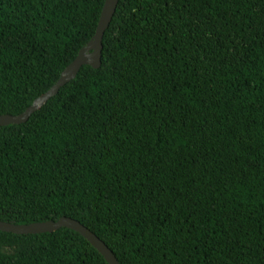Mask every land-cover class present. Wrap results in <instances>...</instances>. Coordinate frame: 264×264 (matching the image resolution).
Instances as JSON below:
<instances>
[{"label": "trees", "instance_id": "trees-1", "mask_svg": "<svg viewBox=\"0 0 264 264\" xmlns=\"http://www.w3.org/2000/svg\"><path fill=\"white\" fill-rule=\"evenodd\" d=\"M104 0H0V115L92 37ZM73 218L119 264H264V0H118L88 64L0 126V221ZM0 264H108L77 231L0 230Z\"/></svg>", "mask_w": 264, "mask_h": 264}, {"label": "water", "instance_id": "water-1", "mask_svg": "<svg viewBox=\"0 0 264 264\" xmlns=\"http://www.w3.org/2000/svg\"><path fill=\"white\" fill-rule=\"evenodd\" d=\"M117 2L118 0H104L95 32L87 43L80 48L76 57L68 65H66V67H64L57 80L50 86V88L36 98L33 104L27 106L21 114L14 116L8 114L0 115V126L25 122L34 111H36L51 96L55 95L61 86L74 78L82 65L88 64L93 68H98L100 66L102 37L114 14ZM60 227H67L77 231L102 254L108 264H119L118 260L108 246L90 229L73 218L61 216L57 220H46L41 222H32L29 224H13L0 221L1 231L15 234L51 232L59 229Z\"/></svg>", "mask_w": 264, "mask_h": 264}, {"label": "rangeland", "instance_id": "rangeland-1", "mask_svg": "<svg viewBox=\"0 0 264 264\" xmlns=\"http://www.w3.org/2000/svg\"><path fill=\"white\" fill-rule=\"evenodd\" d=\"M87 53V52H86Z\"/></svg>", "mask_w": 264, "mask_h": 264}]
</instances>
